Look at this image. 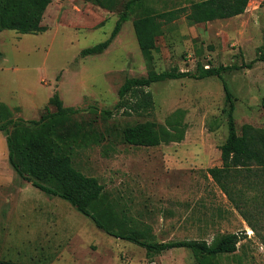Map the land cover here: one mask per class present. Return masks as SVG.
I'll return each mask as SVG.
<instances>
[{"label": "rangeland", "instance_id": "374dc122", "mask_svg": "<svg viewBox=\"0 0 264 264\" xmlns=\"http://www.w3.org/2000/svg\"><path fill=\"white\" fill-rule=\"evenodd\" d=\"M127 0H52L39 33L0 31V122L40 119L57 111L58 97L69 114L61 132L76 140L69 150L74 166L104 186L98 210L118 230L142 231L159 241L206 239L239 232L236 255L218 264H264V245L208 175L221 164L228 136V102L223 80L235 96L234 117L264 128V61L203 79L184 77L152 84L154 107L141 114L117 111L127 77L145 76L133 20L146 13L187 6L193 0H142L103 53L81 51L107 39ZM157 37L152 67L196 72L204 66L245 64L264 44V0H250L240 17L192 24L184 15ZM111 109V117L103 110ZM183 111L185 139L158 146L125 143L123 130L147 120L166 123ZM68 129V130H67ZM179 200V201H178ZM107 218V217H106ZM248 231H252L249 233ZM0 260L33 264H198L189 248L151 259L146 249L96 226L69 201L49 195L19 176L9 161L0 131Z\"/></svg>", "mask_w": 264, "mask_h": 264}, {"label": "trees", "instance_id": "16d2710c", "mask_svg": "<svg viewBox=\"0 0 264 264\" xmlns=\"http://www.w3.org/2000/svg\"><path fill=\"white\" fill-rule=\"evenodd\" d=\"M139 1L142 0H127L110 36L84 48L81 56L101 54L108 49L120 33L123 23L130 19L133 6ZM249 2L250 0H193L189 7H177L136 17L133 27L141 52L148 61L149 70L145 76L126 78L119 89V101L115 110L123 109L129 115L148 112L154 107L153 94L148 88L157 82L184 77L223 78L225 72L250 68L254 63L264 61L262 44L257 47L255 58L245 64L205 67L199 63L196 72L182 71L178 67L158 71L152 67L156 40L164 33L166 24L182 15L192 24L231 18L243 14ZM51 3L52 0H0V31L10 29L32 34L46 31L48 26L43 25L42 20ZM223 88L228 102V136L219 148L221 164L208 168V175L264 245V128L245 123L241 126V132H238L234 117L235 96L225 80ZM53 102L57 105V111L48 112L38 120H24L13 129H10L12 118L0 122V131L5 134L9 149V161L19 176L49 195L69 201L109 235L145 248L151 262L154 255L176 248L191 249L198 258V264H218L214 263L215 259L236 255L241 240L239 232L220 234L214 243H209L206 239L159 241L139 230L115 229L110 224V216L103 212L101 214L98 210L104 186L98 178L86 176L74 166L69 145L73 146V140L74 143L76 140L71 137L70 132H61L68 115L78 113L79 109L64 108L58 97ZM103 113L111 117L113 110L105 109ZM186 130L183 111L178 110L167 118L166 123L147 120L124 128L123 139L125 143L134 146H158L182 142ZM0 264L33 263L0 260Z\"/></svg>", "mask_w": 264, "mask_h": 264}, {"label": "crops", "instance_id": "0c3cea01", "mask_svg": "<svg viewBox=\"0 0 264 264\" xmlns=\"http://www.w3.org/2000/svg\"><path fill=\"white\" fill-rule=\"evenodd\" d=\"M243 14H240V15H237V16H234V17H240L242 16ZM234 17H231V18H234ZM227 19H230V18H227ZM199 24V23H198ZM201 24V23H200ZM179 201V200H178Z\"/></svg>", "mask_w": 264, "mask_h": 264}, {"label": "built area", "instance_id": "2783aa9c", "mask_svg": "<svg viewBox=\"0 0 264 264\" xmlns=\"http://www.w3.org/2000/svg\"><path fill=\"white\" fill-rule=\"evenodd\" d=\"M205 67H209V65H206ZM249 233H252V231H248Z\"/></svg>", "mask_w": 264, "mask_h": 264}]
</instances>
